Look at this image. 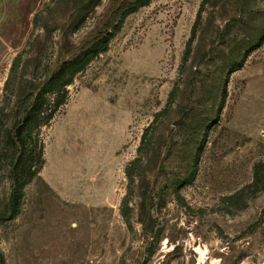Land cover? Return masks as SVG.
<instances>
[{
  "label": "rangeland",
  "instance_id": "374dc122",
  "mask_svg": "<svg viewBox=\"0 0 264 264\" xmlns=\"http://www.w3.org/2000/svg\"><path fill=\"white\" fill-rule=\"evenodd\" d=\"M0 264H264V0H0Z\"/></svg>",
  "mask_w": 264,
  "mask_h": 264
},
{
  "label": "trees",
  "instance_id": "16d2710c",
  "mask_svg": "<svg viewBox=\"0 0 264 264\" xmlns=\"http://www.w3.org/2000/svg\"><path fill=\"white\" fill-rule=\"evenodd\" d=\"M263 40V35H261L258 40L252 45L250 46L249 48L245 49V51L243 52L241 58L239 60H236L232 63L231 67H230V70H233V69H236L238 68L240 65H241V61L243 59V56H245L247 54V51L252 49L253 47H256L257 45H259Z\"/></svg>",
  "mask_w": 264,
  "mask_h": 264
}]
</instances>
